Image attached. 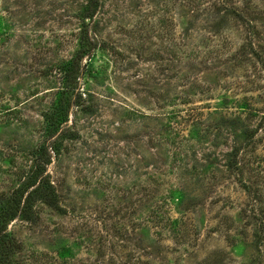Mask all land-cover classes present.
<instances>
[{
  "label": "rangeland",
  "instance_id": "rangeland-1",
  "mask_svg": "<svg viewBox=\"0 0 264 264\" xmlns=\"http://www.w3.org/2000/svg\"><path fill=\"white\" fill-rule=\"evenodd\" d=\"M100 1L46 170L58 206L8 223L13 264H264V0ZM86 2L0 0V196L45 138Z\"/></svg>",
  "mask_w": 264,
  "mask_h": 264
},
{
  "label": "trees",
  "instance_id": "trees-1",
  "mask_svg": "<svg viewBox=\"0 0 264 264\" xmlns=\"http://www.w3.org/2000/svg\"><path fill=\"white\" fill-rule=\"evenodd\" d=\"M100 0H87L83 6L80 18L82 28L79 37V46L75 54L60 65L63 72L61 88L52 108L44 114L46 122L44 140L33 150V164L26 172L20 185L9 194L0 196V264H13V255L18 244L7 229L10 221L19 218L34 222L38 218L35 204L42 202L52 208H57L58 199L49 174L46 172L53 155H58L61 144L65 139H73L75 132L66 128L68 113L80 104L81 95L78 93L79 79L84 74V57H89L97 48L95 39L89 35L86 19L90 21L100 7ZM240 15V12L232 7ZM257 128H244L245 142H249L257 133ZM234 164L236 162L234 161Z\"/></svg>",
  "mask_w": 264,
  "mask_h": 264
}]
</instances>
